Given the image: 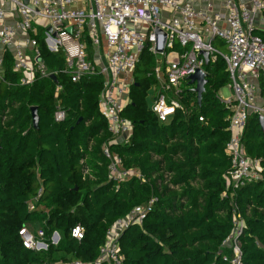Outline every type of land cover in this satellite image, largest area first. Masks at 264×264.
Listing matches in <instances>:
<instances>
[{
    "label": "trees",
    "instance_id": "trees-1",
    "mask_svg": "<svg viewBox=\"0 0 264 264\" xmlns=\"http://www.w3.org/2000/svg\"><path fill=\"white\" fill-rule=\"evenodd\" d=\"M256 34L264 38V31ZM38 38L42 59L56 73L57 82L40 77L21 84L12 52H4L0 264L93 263L110 227L154 197L142 225H131L120 236L124 264H233L232 250L222 245L233 227L232 190L223 196L224 175L231 164L225 152L231 110L218 97L231 81L225 60L218 56L206 65L208 82L201 101L195 85L184 82L177 97L186 111L179 109L163 122L151 109L158 82L153 74L156 58L146 46L123 111L133 134L129 142L119 143L100 107L103 76L73 82L63 72L64 53L49 51L42 33ZM215 45L226 51L223 41ZM260 87L264 95L262 79ZM32 107H37V126ZM58 107L66 112L61 122L54 119ZM243 143L264 168V127L258 114L249 115ZM104 145L142 177L134 175L120 184L111 179ZM39 190L41 196L35 200ZM235 199L246 218L240 239L242 264H264V170L261 180L237 188ZM77 225L84 228L80 240L73 235ZM24 227L43 230L48 248L26 247L20 235ZM56 232L60 240L53 244Z\"/></svg>",
    "mask_w": 264,
    "mask_h": 264
},
{
    "label": "built area",
    "instance_id": "built-area-1",
    "mask_svg": "<svg viewBox=\"0 0 264 264\" xmlns=\"http://www.w3.org/2000/svg\"><path fill=\"white\" fill-rule=\"evenodd\" d=\"M201 3L206 6H198ZM262 16L264 0H250L249 7L236 0H0V80L6 50L13 54V68L21 74L23 85L56 74L42 59L38 38L42 33L49 51L64 53L63 72L73 82L94 74L103 76L102 114L113 140L127 143L133 134V124L123 116V111L130 102L134 71L146 46L155 55L153 74L158 82V89L151 94V109L163 122L179 109L186 111L177 96L189 76L198 70L208 75L202 52L208 53L209 62L221 56L231 80L227 85L231 93L225 95L220 90L218 97L231 110L228 127L231 136L225 148L231 164L224 175L227 189L223 196L232 190L233 224L222 245L232 250L233 264H242L240 239L246 218L235 199L236 189L261 180L264 170L261 160L250 157L243 143L249 115L264 116V95L260 88V81L264 80V38L256 34L262 30L257 21ZM157 29L165 35L157 34ZM218 39L225 43L226 51L215 45ZM164 41L165 49L159 51ZM168 108H174V112L168 114ZM65 118L66 112L58 107L55 121ZM103 151L110 160V178L115 182L120 184L134 175L142 177L139 171L124 167L122 157L108 145H104ZM88 173L84 169V175ZM41 193L39 190L35 200ZM156 200L154 197L148 204L134 208L110 227L95 262L75 260L54 264H124L120 236L131 225H142ZM29 207L33 209V201ZM77 226L81 227L83 238L84 228ZM20 235L28 248H48L41 229L35 232L24 227ZM51 240L57 244L59 234L54 233Z\"/></svg>",
    "mask_w": 264,
    "mask_h": 264
},
{
    "label": "water",
    "instance_id": "water-1",
    "mask_svg": "<svg viewBox=\"0 0 264 264\" xmlns=\"http://www.w3.org/2000/svg\"><path fill=\"white\" fill-rule=\"evenodd\" d=\"M24 1L28 2L29 0H24ZM156 31H157V34L165 35L160 29H157ZM165 46H166V41L163 42V45L160 46L158 50L163 51L165 49ZM202 53L206 57V64H208L209 63L208 53L207 52H202ZM207 76H208L207 73L202 70H198L195 74H192L191 76H189V82L195 85L194 90L197 92L199 101L202 100L203 93L206 89V84L208 82ZM51 79L54 80L55 82L58 81L56 74H52ZM32 114H33L34 124L35 126H37L38 121H39L37 107H32ZM259 121H260V124L264 127V116L263 115L259 116Z\"/></svg>",
    "mask_w": 264,
    "mask_h": 264
},
{
    "label": "crops",
    "instance_id": "crops-1",
    "mask_svg": "<svg viewBox=\"0 0 264 264\" xmlns=\"http://www.w3.org/2000/svg\"><path fill=\"white\" fill-rule=\"evenodd\" d=\"M236 1L239 2V3L245 4L248 7L250 6V0H236ZM198 6H206V4H202L201 3V4H198ZM216 9H217V6H216ZM257 21H258V25L260 26V29L263 30L264 29V17L263 16L259 17L257 19ZM228 89H229V93H231V89L229 87H228ZM229 93H225V95H229ZM261 93H262V89H261Z\"/></svg>",
    "mask_w": 264,
    "mask_h": 264
},
{
    "label": "clouds",
    "instance_id": "clouds-1",
    "mask_svg": "<svg viewBox=\"0 0 264 264\" xmlns=\"http://www.w3.org/2000/svg\"><path fill=\"white\" fill-rule=\"evenodd\" d=\"M169 109H171V111H168ZM166 111H167L168 114H171L172 112H174V108H168ZM160 118L163 120V119H165V116L162 115ZM73 235H74V236H77V237H80V238L82 239V229H81L80 226H77V227L73 230Z\"/></svg>",
    "mask_w": 264,
    "mask_h": 264
},
{
    "label": "rangeland",
    "instance_id": "rangeland-1",
    "mask_svg": "<svg viewBox=\"0 0 264 264\" xmlns=\"http://www.w3.org/2000/svg\"><path fill=\"white\" fill-rule=\"evenodd\" d=\"M220 92V91H219ZM229 93V89H228V87L227 86H225V87H223L222 89H221V93Z\"/></svg>",
    "mask_w": 264,
    "mask_h": 264
},
{
    "label": "snow or ice",
    "instance_id": "snow-or-ice-1",
    "mask_svg": "<svg viewBox=\"0 0 264 264\" xmlns=\"http://www.w3.org/2000/svg\"><path fill=\"white\" fill-rule=\"evenodd\" d=\"M168 111H171V109H169Z\"/></svg>",
    "mask_w": 264,
    "mask_h": 264
}]
</instances>
